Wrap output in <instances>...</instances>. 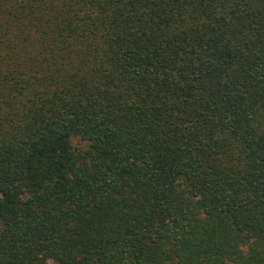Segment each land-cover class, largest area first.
I'll use <instances>...</instances> for the list:
<instances>
[{"label":"trees","instance_id":"16d2710c","mask_svg":"<svg viewBox=\"0 0 264 264\" xmlns=\"http://www.w3.org/2000/svg\"><path fill=\"white\" fill-rule=\"evenodd\" d=\"M0 264H264V0H0Z\"/></svg>","mask_w":264,"mask_h":264},{"label":"rangeland","instance_id":"374dc122","mask_svg":"<svg viewBox=\"0 0 264 264\" xmlns=\"http://www.w3.org/2000/svg\"><path fill=\"white\" fill-rule=\"evenodd\" d=\"M76 144L78 143V144H82L79 140H75L74 141Z\"/></svg>","mask_w":264,"mask_h":264}]
</instances>
